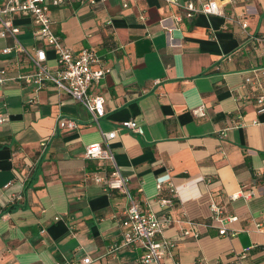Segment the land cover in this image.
Returning a JSON list of instances; mask_svg holds the SVG:
<instances>
[{
    "label": "crops",
    "instance_id": "0c3cea01",
    "mask_svg": "<svg viewBox=\"0 0 264 264\" xmlns=\"http://www.w3.org/2000/svg\"><path fill=\"white\" fill-rule=\"evenodd\" d=\"M219 9L182 18L177 27L169 19V31L161 19L180 9L164 0H66L50 8L60 43L74 54L94 49V67L107 70L89 87L103 98L105 114L96 124L49 82L0 83V114L7 117L0 123V264H77L85 256L88 264H155L140 262L139 248L108 250L122 238L127 201L91 180L109 167L84 153L89 143H102L101 132L115 129L109 145L130 192L170 217L163 235L175 245L163 264H264V230L255 228L264 225V111L256 101L264 94V51L251 39L264 33V0L219 1ZM13 19L27 50L44 48L54 68L55 52L34 38L32 18ZM14 44L10 34L0 37V67L17 61L31 71L25 53H4ZM59 118L76 125L56 128ZM129 119L141 133L120 128ZM28 163L34 167L23 185ZM160 175L170 177L176 196L167 183L156 191ZM249 189V199H230ZM14 195L21 196L15 204ZM161 198L171 203L162 206ZM211 201L222 221L211 217ZM221 225L226 234L218 233ZM186 229L197 236L182 235Z\"/></svg>",
    "mask_w": 264,
    "mask_h": 264
},
{
    "label": "built area",
    "instance_id": "2783aa9c",
    "mask_svg": "<svg viewBox=\"0 0 264 264\" xmlns=\"http://www.w3.org/2000/svg\"><path fill=\"white\" fill-rule=\"evenodd\" d=\"M66 0H0V37H6L10 34L15 44L13 47H5L4 53L23 52L28 58L31 65V71L22 72L17 61L11 62L7 68L0 67V83L6 84L8 80L15 79L21 83H30L39 88L45 83H52L59 91L71 96L75 101L80 103L90 114L93 122L98 124V120L104 116V100L99 95H94L89 91L92 83H97L106 73L103 67H94L99 63L97 52L92 48H82L78 53H72L71 49L60 43V38L52 31V21L50 18V8L59 7ZM171 5L177 6L180 13L173 14L171 17L161 19V25L166 30L172 28L167 26L165 22L173 20V26L177 27V23L182 18L190 19L195 14H218L220 13L219 1L233 2L234 0H187L180 3L178 0H164ZM90 3H95V0H90ZM16 13L28 14L36 28L33 31L34 38L41 39L46 45L51 47L55 52L54 68H51L46 55V51L42 47L33 46L31 51L27 50L25 45L20 41L18 33L20 28L14 23L13 15ZM242 30L245 31L247 23L237 21ZM251 36V35H250ZM251 39L262 44L264 51V33L258 36H251ZM12 73L13 75H11ZM246 78V81H250ZM259 80V79H258ZM256 81V79H255ZM256 101L261 104L260 111H264V94L257 97ZM202 105L197 110L202 112ZM7 120V117L0 114V123ZM76 123L72 119L59 118L56 121V128L61 126L73 127ZM120 128L129 131L141 133L142 129L134 119L122 121ZM117 131L111 130L101 132L102 143H89L85 148L84 156L90 160H100L108 165V169L102 171H93L91 180L96 184H101L105 191H117L123 194L126 198L127 205L123 211L124 218L121 225L124 227L122 238L118 243L110 245L109 251L114 252L123 248H139L141 250L140 262H153L155 264H163V260L172 259V248L175 242L172 239L166 238L163 235L165 227L171 222L170 217L164 214L157 215L150 206H142L138 200L132 195L129 189V177L123 174L115 160L114 152L112 151L109 141L113 139ZM49 138L40 141L41 152L44 151ZM34 167L32 163L26 166V173L22 179L23 185L29 178V173ZM169 185V190L174 196L177 195V188L170 182L168 175H160L156 177L155 187L159 193L163 184ZM254 195L252 189L243 191L240 190L230 195V199L234 200L238 197L249 199ZM20 195L12 197L13 204L16 203ZM162 206L171 203L170 198H161ZM213 220L222 221L221 208L213 201L210 202ZM228 222L236 220V216H227ZM193 224V222H190ZM195 225V223L193 224ZM256 229H263L264 225L255 223ZM190 232L197 236L196 231L186 229L182 231V235H188ZM219 234H226L227 228L221 225L218 229ZM159 236V238H158ZM91 261L89 256H85L82 261L77 264H88ZM174 264H179L175 262Z\"/></svg>",
    "mask_w": 264,
    "mask_h": 264
},
{
    "label": "trees",
    "instance_id": "16d2710c",
    "mask_svg": "<svg viewBox=\"0 0 264 264\" xmlns=\"http://www.w3.org/2000/svg\"><path fill=\"white\" fill-rule=\"evenodd\" d=\"M17 205H11L7 208V210H12L13 208H15Z\"/></svg>",
    "mask_w": 264,
    "mask_h": 264
}]
</instances>
